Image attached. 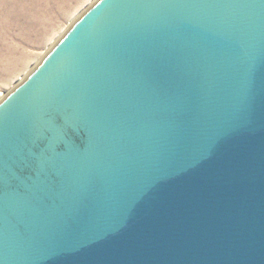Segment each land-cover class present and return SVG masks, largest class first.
Returning <instances> with one entry per match:
<instances>
[{
    "label": "water",
    "instance_id": "1",
    "mask_svg": "<svg viewBox=\"0 0 264 264\" xmlns=\"http://www.w3.org/2000/svg\"><path fill=\"white\" fill-rule=\"evenodd\" d=\"M0 264H264V0H94L0 98Z\"/></svg>",
    "mask_w": 264,
    "mask_h": 264
},
{
    "label": "rangeland",
    "instance_id": "2",
    "mask_svg": "<svg viewBox=\"0 0 264 264\" xmlns=\"http://www.w3.org/2000/svg\"><path fill=\"white\" fill-rule=\"evenodd\" d=\"M94 0H0V98Z\"/></svg>",
    "mask_w": 264,
    "mask_h": 264
}]
</instances>
